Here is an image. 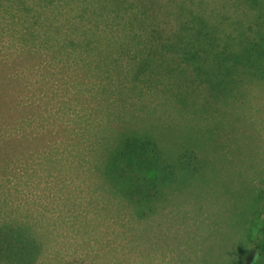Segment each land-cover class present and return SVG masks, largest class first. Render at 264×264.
Returning <instances> with one entry per match:
<instances>
[{
	"label": "rangeland",
	"instance_id": "rangeland-1",
	"mask_svg": "<svg viewBox=\"0 0 264 264\" xmlns=\"http://www.w3.org/2000/svg\"><path fill=\"white\" fill-rule=\"evenodd\" d=\"M180 32L255 50L264 0H0V228L35 264H264V76L210 93ZM151 141L175 172L154 204L105 172Z\"/></svg>",
	"mask_w": 264,
	"mask_h": 264
},
{
	"label": "trees",
	"instance_id": "trees-1",
	"mask_svg": "<svg viewBox=\"0 0 264 264\" xmlns=\"http://www.w3.org/2000/svg\"><path fill=\"white\" fill-rule=\"evenodd\" d=\"M255 50H251L246 41L234 47L225 46L219 48L218 41L213 43L204 39H191L180 32L177 38L180 59L189 65L194 71L196 79L206 86L210 93L226 95L227 83L234 69H241L244 73L264 76L263 52L259 53L258 47L264 46V34H259ZM246 44V45H245ZM259 48V50H258ZM223 49L226 51L221 52ZM145 158H136L134 151H114L108 154L105 163L107 178L112 181L120 192L130 187H135L137 194L148 204L161 201L164 185L171 182V176L175 175L172 165L164 159L162 150L154 141L149 142L144 154ZM135 158V164H133ZM181 167L184 169L200 164L197 153L193 150L184 151L181 157ZM160 168L167 169L166 176L159 174ZM151 170L146 171V170ZM160 170V171H162ZM169 177V179H168ZM125 194V193H121ZM256 250L264 254V224L262 234L256 243ZM41 254V245L22 226H5L0 228V264H35Z\"/></svg>",
	"mask_w": 264,
	"mask_h": 264
}]
</instances>
